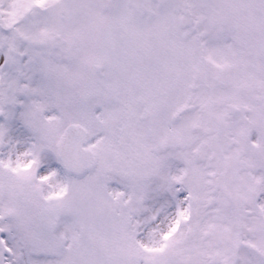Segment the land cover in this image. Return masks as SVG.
I'll return each instance as SVG.
<instances>
[{
	"label": "snow or ice",
	"instance_id": "snow-or-ice-1",
	"mask_svg": "<svg viewBox=\"0 0 264 264\" xmlns=\"http://www.w3.org/2000/svg\"><path fill=\"white\" fill-rule=\"evenodd\" d=\"M0 264H264V0H0Z\"/></svg>",
	"mask_w": 264,
	"mask_h": 264
}]
</instances>
